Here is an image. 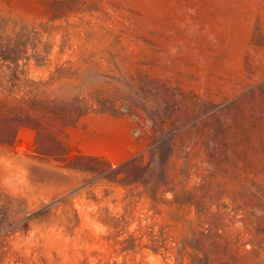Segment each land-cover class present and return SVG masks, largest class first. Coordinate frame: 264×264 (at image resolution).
I'll return each instance as SVG.
<instances>
[{
	"label": "rangeland",
	"instance_id": "rangeland-1",
	"mask_svg": "<svg viewBox=\"0 0 264 264\" xmlns=\"http://www.w3.org/2000/svg\"><path fill=\"white\" fill-rule=\"evenodd\" d=\"M0 264H264V0H0Z\"/></svg>",
	"mask_w": 264,
	"mask_h": 264
}]
</instances>
